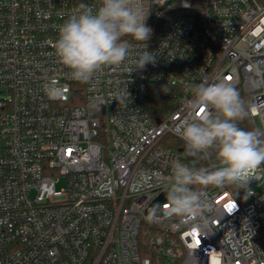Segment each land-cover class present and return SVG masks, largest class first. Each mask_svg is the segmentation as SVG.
I'll list each match as a JSON object with an SVG mask.
<instances>
[{
	"label": "built area",
	"instance_id": "obj_1",
	"mask_svg": "<svg viewBox=\"0 0 264 264\" xmlns=\"http://www.w3.org/2000/svg\"><path fill=\"white\" fill-rule=\"evenodd\" d=\"M81 5L99 0H0L9 94L0 99V264H264V170L246 199L235 186L209 189L215 210L202 228L145 220L162 194L146 184L169 175L172 160L188 163L172 138L182 141L173 129L190 86L223 78L249 96L264 129V0H144L152 32L131 43L155 63L129 62L92 84L71 80L54 55L59 27ZM155 81L175 103L156 117L147 108ZM114 92H128L127 103Z\"/></svg>",
	"mask_w": 264,
	"mask_h": 264
},
{
	"label": "clouds",
	"instance_id": "obj_2",
	"mask_svg": "<svg viewBox=\"0 0 264 264\" xmlns=\"http://www.w3.org/2000/svg\"><path fill=\"white\" fill-rule=\"evenodd\" d=\"M147 16L144 0H99L94 8L81 5L59 27L54 55L68 77L81 84L94 83L106 70H124L129 62L135 70L144 69L155 63V54L148 50L134 54L131 41L149 40L152 29ZM47 91L59 97L63 89L49 85ZM127 94L114 92L111 100L126 104ZM94 103L103 100L96 97ZM249 115L237 89L223 78L190 86V100L173 131L188 156L214 163L195 167L172 160L169 175H157L146 184L162 187L166 201L148 207L147 222L188 218L202 228L215 210L209 189L235 186L245 191V199L254 194L248 185L264 170V129L241 127Z\"/></svg>",
	"mask_w": 264,
	"mask_h": 264
},
{
	"label": "trees",
	"instance_id": "obj_3",
	"mask_svg": "<svg viewBox=\"0 0 264 264\" xmlns=\"http://www.w3.org/2000/svg\"><path fill=\"white\" fill-rule=\"evenodd\" d=\"M241 98L246 102L247 106L250 105V98L248 95L242 93ZM174 99L172 97V88L164 81L151 82L149 85L147 108L149 112L154 116L161 115L163 111L167 108H173ZM241 127L246 129L257 128L254 118L249 115L248 119L241 122ZM98 140L106 143L104 135H100ZM172 146L174 148H183L184 158L190 166L201 167V166H211L214 163L212 159H202L197 157L188 156L184 151V144L182 141L172 138Z\"/></svg>",
	"mask_w": 264,
	"mask_h": 264
},
{
	"label": "rangeland",
	"instance_id": "obj_4",
	"mask_svg": "<svg viewBox=\"0 0 264 264\" xmlns=\"http://www.w3.org/2000/svg\"><path fill=\"white\" fill-rule=\"evenodd\" d=\"M9 97V94L4 92V91H1L0 90V99H6ZM2 146V142H1V139H0V148ZM64 186V182H61L60 184H58V187H63Z\"/></svg>",
	"mask_w": 264,
	"mask_h": 264
},
{
	"label": "water",
	"instance_id": "obj_5",
	"mask_svg": "<svg viewBox=\"0 0 264 264\" xmlns=\"http://www.w3.org/2000/svg\"><path fill=\"white\" fill-rule=\"evenodd\" d=\"M165 201V196H164V194L162 193L155 201H154V203H162V202H164Z\"/></svg>",
	"mask_w": 264,
	"mask_h": 264
}]
</instances>
